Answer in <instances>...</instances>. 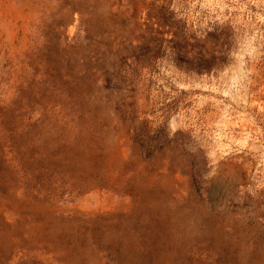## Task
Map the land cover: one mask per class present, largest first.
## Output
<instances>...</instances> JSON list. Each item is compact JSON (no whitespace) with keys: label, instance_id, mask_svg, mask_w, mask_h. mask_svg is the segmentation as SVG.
I'll use <instances>...</instances> for the list:
<instances>
[{"label":"rangeland","instance_id":"1","mask_svg":"<svg viewBox=\"0 0 264 264\" xmlns=\"http://www.w3.org/2000/svg\"><path fill=\"white\" fill-rule=\"evenodd\" d=\"M0 264H264V0H0Z\"/></svg>","mask_w":264,"mask_h":264}]
</instances>
